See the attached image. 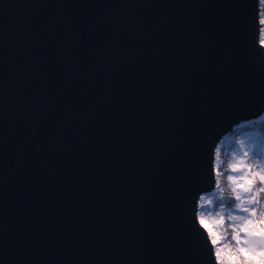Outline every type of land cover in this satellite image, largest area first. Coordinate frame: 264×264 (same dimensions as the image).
I'll return each mask as SVG.
<instances>
[{"label": "water", "instance_id": "1", "mask_svg": "<svg viewBox=\"0 0 264 264\" xmlns=\"http://www.w3.org/2000/svg\"><path fill=\"white\" fill-rule=\"evenodd\" d=\"M260 21L261 0H0V264H213L199 205L264 114Z\"/></svg>", "mask_w": 264, "mask_h": 264}, {"label": "trees", "instance_id": "2", "mask_svg": "<svg viewBox=\"0 0 264 264\" xmlns=\"http://www.w3.org/2000/svg\"><path fill=\"white\" fill-rule=\"evenodd\" d=\"M217 148L219 149V172L221 173V176L217 179V184L219 180V187L230 191L229 185L231 183L227 180V177L229 175L233 176L232 165L237 160L242 158L244 164L250 166L251 171H259L261 166L264 165V114L256 120L237 125L232 133L222 139ZM215 168L217 170V160L215 161ZM247 169L249 171V168ZM256 187H260L259 182H257ZM228 191L225 192L224 197H220L218 193L212 197V210L217 212L221 203L225 205L224 227L227 232L226 241H228L231 250L237 254L240 261L239 264H243L242 257L236 252V248L241 247V244L237 243L234 236L235 228L233 225L238 222L228 219V216L233 214L232 211L235 204V198L229 196ZM259 200L264 203V194L260 195ZM202 203L204 204L203 209L208 207V204L204 203L203 200L200 201V206ZM199 213L201 214L202 211ZM259 213L260 206L258 205L257 217Z\"/></svg>", "mask_w": 264, "mask_h": 264}, {"label": "snow or ice", "instance_id": "3", "mask_svg": "<svg viewBox=\"0 0 264 264\" xmlns=\"http://www.w3.org/2000/svg\"><path fill=\"white\" fill-rule=\"evenodd\" d=\"M261 23H264V20L260 21ZM261 44H264V39L260 41ZM243 143V142H241ZM215 158L217 160V170H216V177L219 179L221 176V173L219 172V149L217 148L215 151ZM235 167V165H234ZM248 180V183L246 184L247 191L249 195L255 190L257 182L259 184L264 183V172H257L256 175H249V177L246 178ZM260 200L259 199H253L251 204L246 205L243 208H240V215H236L239 217H243V219L240 220H233L237 221L238 223L233 225L235 228V239L237 240L238 244H243L245 246L237 247L236 252L240 254L242 257V262L244 264L245 261H250L253 257L259 258V264H264V219H260V213L257 217V206L259 205ZM204 204H201V207H203ZM199 224H203L205 227H208V225L205 223V217L203 213L199 216ZM219 223L223 222V219L218 221ZM211 232V245L210 251L213 258V264H216L217 261H219V264H225V256L223 254V249L216 247L214 250H212V246L217 245L219 243L217 234L215 232H212L211 229H209ZM241 233L245 234V238L242 239ZM228 264H236V261L233 260L231 256L228 257Z\"/></svg>", "mask_w": 264, "mask_h": 264}, {"label": "clouds", "instance_id": "4", "mask_svg": "<svg viewBox=\"0 0 264 264\" xmlns=\"http://www.w3.org/2000/svg\"><path fill=\"white\" fill-rule=\"evenodd\" d=\"M237 167L239 166L238 165H235V167L233 166V170H236ZM244 167L249 168V171H245L244 175L236 176V177L229 175L227 177V180L231 182V184L229 185L230 191H228L225 188H220L219 180L217 184V187L219 188L218 195L220 197H224L226 191H228L229 196L235 197L236 203L234 204V207L236 209H240L245 207L246 205L251 204L253 199H259L260 195L264 194V183H261L260 187L255 188V190L251 193V195H249L246 188V184L248 183V180L246 178L249 177L250 173L251 175H256L258 171H251L250 166L245 165ZM259 172H264V165L261 166ZM204 203L211 205L212 199L209 198L208 200L204 201ZM259 206H260L259 218L264 219V203H261L260 201ZM225 211H226L225 205L221 203L219 205V209L216 214L221 216V219H223V213H225ZM209 215H211V213H209ZM228 219L240 220L243 219V217L236 216L235 214H230L228 216ZM244 264H249V261H245ZM250 264H259V258L253 257L250 261Z\"/></svg>", "mask_w": 264, "mask_h": 264}, {"label": "rangeland", "instance_id": "5", "mask_svg": "<svg viewBox=\"0 0 264 264\" xmlns=\"http://www.w3.org/2000/svg\"><path fill=\"white\" fill-rule=\"evenodd\" d=\"M261 9H262L261 10V20H264V0H261ZM261 24H262V28H261V40H262V39H264V23H261ZM240 149H241V147H240ZM234 165H238L239 167H237L236 170H233V166ZM244 166H245V164H244V161H243L242 158L237 160L232 165L233 176L236 177V176L244 175V172L248 171V169L246 167H244ZM217 193H218V187H217V184H216L214 192L204 195L201 198V201L202 200L206 201L209 198L212 199V197L214 195H216ZM235 203H236V201H235ZM199 207H200L199 212L202 211V213H204L205 223L208 225V227H206V228H207V230L209 232L210 238H211V232L209 231V229H211L212 232H215L217 234V238H218L219 243L217 245H214V246H215V248L219 247V248L223 249V254L225 256V264H228V257L229 256H231L233 258V260L236 261V264H239L240 261H239V259L237 257V254L231 250V248L229 247L230 245H229L228 241H226L227 232H226L225 227H224V221H225L224 214L225 213H223V222L219 223L218 221L221 220V216L217 215L216 214L217 212H213L212 205L208 204V207H205L204 209H203V207L201 209L200 205H199ZM232 212H233V214H236V215H240L241 214L240 210L236 209L235 207H233V211ZM209 213H211V215H209ZM199 216H200V213H199ZM241 236H242V239L245 238V234L244 233H241ZM241 246H245V245L241 244Z\"/></svg>", "mask_w": 264, "mask_h": 264}]
</instances>
